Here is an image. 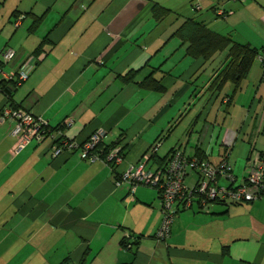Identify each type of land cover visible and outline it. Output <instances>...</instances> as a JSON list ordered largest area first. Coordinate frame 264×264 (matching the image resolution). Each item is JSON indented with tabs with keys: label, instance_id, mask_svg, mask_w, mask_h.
<instances>
[{
	"label": "crops",
	"instance_id": "crops-1",
	"mask_svg": "<svg viewBox=\"0 0 264 264\" xmlns=\"http://www.w3.org/2000/svg\"><path fill=\"white\" fill-rule=\"evenodd\" d=\"M19 3L22 21L43 17L37 41L48 42L12 103L42 118L50 131L12 155L15 139L0 122V264H264V197L179 209L170 237L160 241L158 191L138 186L131 194L127 186H115L117 176L160 140L150 168L161 167L180 148L213 164L227 160L238 182L246 178L264 155L258 60L264 52V0ZM154 5L170 14L156 22ZM187 19L257 49L238 84L226 82L219 90L214 84L228 49L208 60L187 55L188 44L175 35ZM12 50L11 61L1 65L6 73L35 51ZM149 75L161 91L142 84ZM5 104L0 92V111ZM99 130L103 147L121 150L119 165L90 163L79 148L53 157L64 140L81 145Z\"/></svg>",
	"mask_w": 264,
	"mask_h": 264
},
{
	"label": "built area",
	"instance_id": "built-area-1",
	"mask_svg": "<svg viewBox=\"0 0 264 264\" xmlns=\"http://www.w3.org/2000/svg\"><path fill=\"white\" fill-rule=\"evenodd\" d=\"M194 9L199 10L200 6L194 4ZM219 15L223 16L224 11H219ZM21 21L22 17H19L14 27H19ZM13 55L12 49H4L0 53L2 65H7ZM258 60L262 67V79H264V52L258 56ZM35 67L34 57L29 56L14 72L6 73L0 68V79L15 82V88H19L22 82L29 78ZM0 122L6 123L7 136L15 139L10 151L12 155H17L32 141H41L50 131V126L42 118L18 106H11L10 103L2 107ZM103 136V131H96L81 145L72 140H64L60 146L53 148V157L79 148L82 158L90 163L102 161L112 167L119 165L123 160L119 148L110 150L105 158H101L97 153L96 148ZM160 145L161 140L157 141L150 153L144 155L137 164L128 166L115 181L116 187L127 186L131 194L138 186L158 191L162 218L155 234L156 239L166 241L170 237V227L179 209L188 210L196 205L204 210L214 203L236 205L252 203L264 197V155L256 157L246 178L238 182L227 160L213 164L198 156L187 157L180 148L172 150L161 167L150 168L148 167L150 157L157 153ZM192 177L195 180L190 184L189 179Z\"/></svg>",
	"mask_w": 264,
	"mask_h": 264
},
{
	"label": "trees",
	"instance_id": "trees-1",
	"mask_svg": "<svg viewBox=\"0 0 264 264\" xmlns=\"http://www.w3.org/2000/svg\"><path fill=\"white\" fill-rule=\"evenodd\" d=\"M194 4L192 5L193 7ZM152 14L153 19L158 22L166 18L170 14V11L159 5H154V7L152 8ZM13 17L15 18V20L19 18L17 17V13H14ZM33 18L35 19L32 29L33 31H36L41 24L43 17ZM175 35L182 41V43L188 44L186 53L193 59L203 58L204 60H208L215 52L228 49V62L216 77V83L214 82V84H217L216 90L221 89L226 82H233L235 84H238L239 80L244 78L248 74L258 54L257 49L251 48L248 45L235 44L228 38L211 32L206 27V25L197 22L194 19L185 20L177 28V30L175 31ZM47 42V37L42 39L39 45L35 48V51L32 53V57L38 58V56L41 54V49H43ZM1 65L2 63L0 62V68ZM142 84L146 88L154 91L162 90L159 81L153 79L151 75L146 77ZM17 90L18 88H15V82H7L0 79V92L5 97L6 104L10 103L11 106H15L12 103V96ZM228 101L229 99H226L227 104ZM114 148H116L115 145H111L105 148L100 142L96 148V151L100 154L101 158H105L106 154ZM154 155L156 154L151 155L150 158L155 157ZM198 157L205 158L200 154H198Z\"/></svg>",
	"mask_w": 264,
	"mask_h": 264
},
{
	"label": "rangeland",
	"instance_id": "rangeland-1",
	"mask_svg": "<svg viewBox=\"0 0 264 264\" xmlns=\"http://www.w3.org/2000/svg\"><path fill=\"white\" fill-rule=\"evenodd\" d=\"M23 1L26 2V0ZM19 2L20 0L0 1V49H35L38 45L39 41H37V37L42 33V29H44L45 26L44 24L39 30L33 31L32 28L35 18H30L21 21L19 27H14L16 20L13 16L14 13H17L16 10L18 4H20ZM10 19L11 21L9 22ZM46 23L49 24V19ZM27 80L23 81L18 89H20Z\"/></svg>",
	"mask_w": 264,
	"mask_h": 264
}]
</instances>
